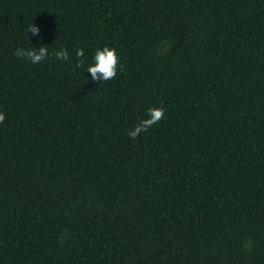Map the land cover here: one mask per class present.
Instances as JSON below:
<instances>
[{"label": "trees", "instance_id": "16d2710c", "mask_svg": "<svg viewBox=\"0 0 264 264\" xmlns=\"http://www.w3.org/2000/svg\"><path fill=\"white\" fill-rule=\"evenodd\" d=\"M0 112V264H264V0H0Z\"/></svg>", "mask_w": 264, "mask_h": 264}, {"label": "clouds", "instance_id": "9594fccd", "mask_svg": "<svg viewBox=\"0 0 264 264\" xmlns=\"http://www.w3.org/2000/svg\"><path fill=\"white\" fill-rule=\"evenodd\" d=\"M27 32H31L33 36H38L40 29L30 24L27 28ZM15 55L20 58L27 59L32 64H38L50 58L47 46H40L39 48L33 47L31 49L18 48ZM54 57L58 60L67 61L69 59V53L65 48L53 53ZM76 56L83 58L84 50L78 49ZM84 60L80 59L77 63V67L83 66ZM119 67V57L115 48L105 46L102 49L97 48L93 56V62L86 69L91 74L93 81H108L115 79L117 75V68ZM165 115V109L163 107H150L147 110L146 117L142 118L133 130L128 132L129 137L132 139L138 138V136L146 132L153 125L159 123ZM5 114L0 112V124L5 121Z\"/></svg>", "mask_w": 264, "mask_h": 264}]
</instances>
